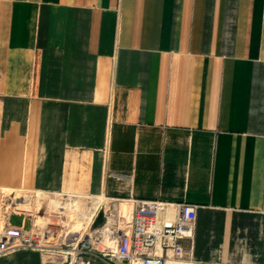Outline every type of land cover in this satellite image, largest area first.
<instances>
[{"label":"crops","instance_id":"crops-1","mask_svg":"<svg viewBox=\"0 0 264 264\" xmlns=\"http://www.w3.org/2000/svg\"><path fill=\"white\" fill-rule=\"evenodd\" d=\"M0 182L191 202L166 264H264V0H0Z\"/></svg>","mask_w":264,"mask_h":264},{"label":"built area","instance_id":"built-area-1","mask_svg":"<svg viewBox=\"0 0 264 264\" xmlns=\"http://www.w3.org/2000/svg\"><path fill=\"white\" fill-rule=\"evenodd\" d=\"M124 200L131 206L128 218L123 212L109 208L108 216L103 205H97L82 234L71 239L67 236L68 229L62 234V228L58 230L50 223L33 222L28 227L6 223L0 228V254L19 247L43 250L49 247L52 238H60V250L69 257L68 264H92L90 258H85L88 255L100 257L107 264H166L171 258L189 257V249L182 240L193 238L194 203L134 197ZM101 210L103 220L93 226Z\"/></svg>","mask_w":264,"mask_h":264},{"label":"rangeland","instance_id":"rangeland-1","mask_svg":"<svg viewBox=\"0 0 264 264\" xmlns=\"http://www.w3.org/2000/svg\"><path fill=\"white\" fill-rule=\"evenodd\" d=\"M1 184L2 183L0 182V228L6 223L16 225L24 224L26 227L30 226L33 222L37 224L50 223L56 226L58 230L59 228H62L63 234V231H66L69 228L67 224L70 220L76 219L77 221H88L90 217L85 216H89V214L91 215L97 209V206L94 207L93 205L96 198L86 196L82 190H79L78 193H76L78 195H72V191H69L66 194L62 192H39L38 190L23 186L16 187ZM22 194H25L26 197L29 198L27 204L25 203ZM38 197H41V199H38ZM71 199L76 200L74 203L75 205L73 204L71 206ZM55 200L58 201L59 205L67 203L68 205L65 206L66 210L62 209L63 212H61V209L56 207L57 201ZM99 204L103 205V202ZM73 206H76V209L72 210L71 208ZM103 207L108 216L109 209L110 211H116L114 205H111L110 207L103 205ZM43 215L48 218V221L44 222ZM56 215L59 216L57 217ZM13 220L18 222L13 223ZM50 242L49 247L44 251V254H47L48 259L50 260L47 264H68L69 257L66 256L65 251L60 250V248L57 249V247H60V238H52ZM61 246L65 248V244L62 243Z\"/></svg>","mask_w":264,"mask_h":264},{"label":"bare ground","instance_id":"bare-ground-1","mask_svg":"<svg viewBox=\"0 0 264 264\" xmlns=\"http://www.w3.org/2000/svg\"><path fill=\"white\" fill-rule=\"evenodd\" d=\"M76 195H78V194H76ZM18 198H19V197H18ZM95 198H96V200L93 202L94 207H96V206H97L99 203H101V202H104L106 207L110 206V204H108V201H105L106 198H105L103 195L95 196ZM38 199H41V197H38ZM55 201H57V200H55ZM18 202H19V200H18ZM75 202H76V200L71 199V203H70L71 206H72ZM67 205H68L67 203H64V204L59 205V204H58V201H57L56 207H59V208L61 209L60 211L63 212L64 209L66 210L65 206H67ZM74 205H75V204H74ZM114 208H115V210H117V211L119 210V211L123 212V214H124V216H125L126 218L129 217L130 204H129L128 202H126V200H124V199L117 200V201L115 202V204H114ZM62 209H63V210H62ZM71 209H72V210L76 209V206H73ZM43 216H44V215H43ZM89 216H90V214H89ZM89 216H85V217H89ZM44 220H45L44 222H46V221H48V218H46V217L44 216ZM37 221H38V220H37ZM38 222H39V221H38ZM87 223H88L87 220H85V221H77L76 219H72V220H70L69 223L67 224V225L69 226L67 236L71 239L74 235H76V237H77L78 235L82 234V228H83ZM58 248H60V247H57V249H58Z\"/></svg>","mask_w":264,"mask_h":264},{"label":"water","instance_id":"water-1","mask_svg":"<svg viewBox=\"0 0 264 264\" xmlns=\"http://www.w3.org/2000/svg\"><path fill=\"white\" fill-rule=\"evenodd\" d=\"M102 220H103V212L102 211H99L97 213L96 218L93 221V226L99 225L102 222Z\"/></svg>","mask_w":264,"mask_h":264}]
</instances>
